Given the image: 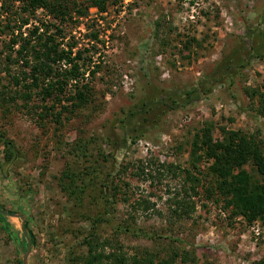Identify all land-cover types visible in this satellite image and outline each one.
<instances>
[{
	"label": "rangeland",
	"instance_id": "obj_1",
	"mask_svg": "<svg viewBox=\"0 0 264 264\" xmlns=\"http://www.w3.org/2000/svg\"><path fill=\"white\" fill-rule=\"evenodd\" d=\"M77 1L88 4V0ZM18 8V2L0 0V90L5 88L8 93L18 88L12 83V75L27 69L7 61L8 55H14L10 39L17 32L12 31L26 34L38 24L30 18L22 25L20 17L25 15ZM263 10L264 0H106L105 11L93 6L86 16L73 12L71 19L61 23L63 38L59 39L63 43L74 41V50L91 47L92 52L87 53L92 57L91 68L98 66L94 77L87 69L83 75L84 82L89 81L94 90L89 120L81 113L55 130L51 116L39 120L14 102L6 109L0 101V133L13 140L18 151L17 159L7 167L6 178L0 170V207L22 214L29 238L34 236L26 264H68V247L81 238L88 225L78 210H73V201L60 182L65 166L72 161L65 143H72L80 128L85 130L79 133L82 136L93 134L99 140L102 134V150L111 157L113 154L117 165L129 167L120 177L129 184L130 201L119 200L117 216L126 217L133 211L130 203L136 199H148L145 204L150 210L142 212L140 208L134 214L136 223L163 235L155 240L118 235L128 253L150 249L158 255L153 264H163L160 260H167L175 249L192 252L196 257L192 264H259L264 260V228L260 221L247 223L241 216L229 218V210L221 208L223 199L216 192L206 196L205 187L214 181L210 176L206 178L209 162L198 161L197 172L189 157L193 135L205 121L213 122L214 137L220 136V127L241 129L253 135L264 152V117L252 110L244 92L245 88L262 84L264 57L252 60L233 83L225 80L194 104L166 113L148 136L135 143L127 140V146L122 144L118 126L123 111L143 96L160 93L163 87L194 82L233 46L237 36L244 37L245 22H255ZM36 15L50 18L44 10ZM192 37L195 41L188 48L185 44ZM155 87L159 91H154ZM21 102L16 100L18 105ZM3 157L0 142V165ZM162 164L167 168L177 165L176 176L169 171L157 178ZM189 167L199 178L197 195L191 193L192 181L184 179L182 171ZM244 168L254 179H264L251 163ZM176 192L194 204L189 216L177 218L171 212L170 197ZM89 200L84 198L83 211ZM150 203H154L153 208ZM5 220L9 223L6 230L1 228L0 220V264H22L26 239L21 220L15 216H5ZM107 235L113 232L107 231Z\"/></svg>",
	"mask_w": 264,
	"mask_h": 264
},
{
	"label": "trees",
	"instance_id": "obj_2",
	"mask_svg": "<svg viewBox=\"0 0 264 264\" xmlns=\"http://www.w3.org/2000/svg\"><path fill=\"white\" fill-rule=\"evenodd\" d=\"M13 2H18V11L25 15L20 17L22 25L28 24L30 18L36 19L38 24L28 29L26 34L22 31H12L17 32L10 39L14 55H8L7 61L20 63V66L27 69L20 75H12V83L18 87L17 89L11 93L5 88L0 90L1 104L7 105L5 107L7 109L9 103L14 102L17 106L26 108L28 112L32 111L39 120L51 116L55 130H58L65 120L81 113L89 120V113H93L91 106L94 102V90L89 81L84 82L83 75L87 69L88 75L94 77L98 66L92 65L91 68L92 57L91 54L87 55L88 52H92L91 47L74 50L77 45L74 41L63 43L59 39L63 38L61 23L71 19L73 12L80 17L86 16L89 8L93 6L99 11H105L106 0H88V4L77 0H13ZM38 10H44L50 17L49 20L38 17L36 15ZM244 31V37L237 36L233 46L224 51L219 60L209 70L203 71L194 82L160 88V93L143 96L125 109L118 124L122 144L126 145L127 140L135 143L145 138L166 113L194 104L210 94L216 86L224 84L225 80H228L229 84L233 83L235 77L242 74L243 69L247 68L252 60L262 59L264 10L259 13L255 22H245ZM192 41H195L194 37L187 41L185 46L188 47ZM158 88L155 87L154 91H159ZM244 92L252 103V110L259 117H264V80L260 87L245 88ZM17 99L22 101L19 105L16 103ZM30 101L35 104L30 105ZM213 127L212 121H205L194 133L189 152L192 169L197 172L200 170L198 161L201 159L209 162L206 178L210 176L214 181L205 187L206 196L210 197L216 192L223 199L221 208L229 210V218L241 216L247 223L259 220L264 228V179H254L244 168L245 164L251 163L255 171L264 177V152L261 144L253 135L241 129L220 127V136L214 137ZM78 131L72 143H65L66 147L69 146L67 151L72 161L65 166L60 182L63 191L73 201V210H78L77 214L82 215L88 225L81 238L68 247V264H153L158 255L150 249H137L133 253H128L118 240V235L121 234L154 240L163 237L161 234L143 229L136 223L134 214L140 208L142 212L150 210V206L145 204L148 199H136L130 203L133 211L126 217H118L116 205L119 200L130 201L127 193L129 184L120 177L129 167L117 165L113 154L111 157V154L102 150V134L98 135V140L93 134L80 135L79 133H85L82 128ZM149 139L152 140L151 137ZM0 142L4 148L0 170L6 178L7 167L17 159L18 151L14 141L2 133ZM97 142L100 145L96 147ZM58 143L63 142L59 140ZM177 168H179L177 165L167 168V165L162 164L156 177L159 178L169 171L176 176L174 170ZM182 172H185L186 181H192L191 193L197 195L196 183L199 178L192 173L190 167L184 168ZM123 184L126 186L125 189ZM86 196L90 198L88 202L90 207L86 205V211H83V200ZM188 196L192 197L191 194ZM171 201V212L177 218L189 216V212L193 210L194 204L181 199L179 192L172 193ZM151 205L153 208L154 203ZM0 208L4 210L2 206ZM90 210L94 211L91 215ZM5 211L14 212L10 209ZM0 220L3 221L1 228L8 229L9 223L5 220V215L0 214ZM107 231L113 232V235L106 236ZM33 241L34 236L31 235V242ZM163 260H160L163 264H175L176 261L192 264L196 257L186 249H175L167 260ZM259 264H264V260Z\"/></svg>",
	"mask_w": 264,
	"mask_h": 264
},
{
	"label": "water",
	"instance_id": "obj_3",
	"mask_svg": "<svg viewBox=\"0 0 264 264\" xmlns=\"http://www.w3.org/2000/svg\"><path fill=\"white\" fill-rule=\"evenodd\" d=\"M0 214H3L5 216H15V217H19L20 220H21V223H20V228H21V231L26 239V247H25V252H24V256L22 258V264H26L27 262V258H28V255L30 253V249H31V239L29 238L28 234H27V231L24 227V224H25V219H24V216L22 214H19V213H11V212H8V211H5V210H1L0 209Z\"/></svg>",
	"mask_w": 264,
	"mask_h": 264
},
{
	"label": "built area",
	"instance_id": "obj_4",
	"mask_svg": "<svg viewBox=\"0 0 264 264\" xmlns=\"http://www.w3.org/2000/svg\"><path fill=\"white\" fill-rule=\"evenodd\" d=\"M254 230H255V233L258 235L259 234V227L257 226L256 229H254Z\"/></svg>",
	"mask_w": 264,
	"mask_h": 264
}]
</instances>
